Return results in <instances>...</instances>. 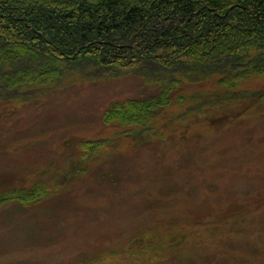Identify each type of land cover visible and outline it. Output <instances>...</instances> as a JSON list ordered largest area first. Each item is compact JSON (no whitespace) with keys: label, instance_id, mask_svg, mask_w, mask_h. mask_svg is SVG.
<instances>
[{"label":"rangeland","instance_id":"374dc122","mask_svg":"<svg viewBox=\"0 0 264 264\" xmlns=\"http://www.w3.org/2000/svg\"><path fill=\"white\" fill-rule=\"evenodd\" d=\"M203 84L150 131L103 121L135 75L0 102V264H264V104L186 115Z\"/></svg>","mask_w":264,"mask_h":264},{"label":"trees","instance_id":"16d2710c","mask_svg":"<svg viewBox=\"0 0 264 264\" xmlns=\"http://www.w3.org/2000/svg\"><path fill=\"white\" fill-rule=\"evenodd\" d=\"M121 75L156 94L113 103L107 125L150 131L163 109L186 102L178 93L203 82L214 85L186 115L264 104V93L241 88L264 75V0H0V102ZM9 195L27 202L23 190Z\"/></svg>","mask_w":264,"mask_h":264}]
</instances>
